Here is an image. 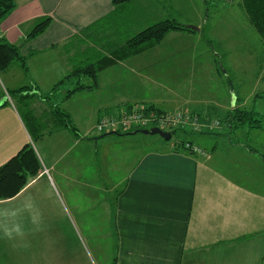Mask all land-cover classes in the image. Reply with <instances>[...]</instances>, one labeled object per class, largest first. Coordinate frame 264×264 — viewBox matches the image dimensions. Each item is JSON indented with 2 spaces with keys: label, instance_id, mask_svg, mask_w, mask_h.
Instances as JSON below:
<instances>
[{
  "label": "crops",
  "instance_id": "1",
  "mask_svg": "<svg viewBox=\"0 0 264 264\" xmlns=\"http://www.w3.org/2000/svg\"><path fill=\"white\" fill-rule=\"evenodd\" d=\"M190 2L132 0L117 6L112 0H15L0 21V37L20 47L27 69L15 61L0 70V165L32 142L41 168L16 195L0 200V264H90L81 235L116 238L114 264H264V148L241 145L231 134L252 128L225 120L230 109L264 95V38L242 0V17L227 6L209 25L211 37H205L204 7ZM43 16L51 17L50 24L29 37ZM164 18L199 30H170L154 46L100 69L93 87L66 96L79 80L91 84L86 75L67 78L75 67L112 57L132 34ZM252 41L259 44L253 58L260 63L255 77L243 73L251 90L241 82L244 92L227 104L232 79L224 81L215 69L210 73L216 77L215 93H207L213 105L202 104V96L180 95L185 78L172 70L173 57H185L191 46L210 64V57H231L234 77L238 58L246 70ZM236 48L241 57H235ZM20 86H31L37 125L50 130L36 141L6 94ZM226 90L224 102L220 95ZM52 103L70 114L76 131L56 122ZM139 103L168 112L184 107L197 115L200 128L191 126L185 133H223L215 130L222 120L225 133L208 152L192 140L200 151L163 142L147 150L124 137L137 133L96 129L103 115ZM210 111L222 115L221 122Z\"/></svg>",
  "mask_w": 264,
  "mask_h": 264
},
{
  "label": "trees",
  "instance_id": "2",
  "mask_svg": "<svg viewBox=\"0 0 264 264\" xmlns=\"http://www.w3.org/2000/svg\"><path fill=\"white\" fill-rule=\"evenodd\" d=\"M131 1L132 0H112V2L117 6L126 5ZM242 3L243 8L247 12L250 21L264 38V0H242ZM14 6L15 0H0V21L14 8ZM50 22V16H43L41 18H38L28 36L34 37L37 34L41 33L48 27ZM177 29L188 30L189 28H186L185 24L177 21L174 18L160 19L132 34L123 45L116 46L117 48H115L111 53L112 57L100 56L98 57L96 62L79 64L77 67H75V69L71 71L67 78H70L72 76L81 77L83 75H86L90 77L91 84L85 86L79 80L77 81L75 87L67 91L66 96L69 97L75 91L83 89L84 87H93L97 82V75L100 69L114 63L116 60L127 58L133 54L145 50L148 47L154 46L163 39L168 31ZM15 61H19L23 69H27L25 58L21 54L20 47L14 43L9 42L5 37H0V70L2 71L7 69ZM62 82L63 81H59L57 84H55L51 92L54 91ZM31 90V86H20L19 88L7 90L6 94L11 97V99L17 105L18 110L21 112L32 141H36L44 133L50 132V130L44 126L37 125L39 120L35 116L33 109H31L30 107V100L32 97ZM262 96L264 95H261V97ZM45 98L50 101V94L46 95ZM139 105H142L145 112L153 111L156 115L173 113L156 108L154 105H143L139 103L134 106L131 105V107L118 114L114 115L107 113L102 117L111 115H114L115 117H122L125 114L132 112ZM52 110L55 115V120L58 124L69 127L72 131L77 130L75 125L71 121L70 114L65 109L60 107L59 104H53ZM102 117H100L99 120ZM229 119H236V126H243L245 124H248L251 128L264 127V115H262L260 112L255 111L254 109H230L227 112V117L225 118V120ZM153 126L158 125L151 124L144 127L139 126L138 124H132L126 127L119 125V127L109 129L108 131L120 132L122 130H127V133H131L136 129L150 128ZM175 128L170 129L173 134L177 130H182V132L184 133L187 130H190V127L183 129V127L178 126ZM106 131L107 130H102L100 132ZM186 143L191 144L189 141L181 140L174 143L173 146L176 149L179 146L181 148H184V146H186ZM40 168L41 162L36 151L34 150L32 142L25 144L14 156H12L4 164L0 165V200L16 195L35 175H37Z\"/></svg>",
  "mask_w": 264,
  "mask_h": 264
},
{
  "label": "rangeland",
  "instance_id": "3",
  "mask_svg": "<svg viewBox=\"0 0 264 264\" xmlns=\"http://www.w3.org/2000/svg\"><path fill=\"white\" fill-rule=\"evenodd\" d=\"M191 0L190 5L193 6L196 9H200L204 7L205 10V16H207L205 21H202L201 24L202 26H205V32L204 36L205 37H211L210 31L208 30L209 25L216 19L220 18L222 16L221 11L223 12V9H226L227 6H233V8L236 11H239V1L240 0ZM194 2V3H193ZM230 2V3H229ZM215 8H218L219 10L215 11ZM224 17V16H223ZM238 17H242V12H238ZM158 21V20H157ZM156 22V21H155ZM196 26V25H195ZM188 28V27H186ZM192 30V28H189L188 30ZM131 34V33H130ZM235 34L237 36L239 35V31L236 30ZM254 35L257 36L255 30H254ZM129 38V37H128ZM127 38V40H128ZM126 40V41H127ZM125 41V42H126ZM124 42V43H125ZM237 43H238V38H237ZM245 45V42L244 44ZM242 47V46H241ZM248 47H250V50L252 51V57H246L248 58L246 70L242 72V66L243 62L238 58L241 57L239 54V51L236 48V53L235 57L238 58L240 61L239 69L235 70L236 72L234 73L235 76L232 77L231 70L229 69L230 61L228 60L231 57H216L215 62L214 57H210L211 64L209 63V60L207 59L208 57H203L201 55V51L199 49H194V47L191 46V48H188L185 57H173V64L171 65L172 70L174 71L175 75L178 76V79H183L185 78V81L182 82L181 89H180V95L185 96L189 95L191 98H200L201 96L204 98L203 101L204 105H213L211 102V99L213 98L212 96H209L207 93H215V87H214V77L212 74H210L213 70L218 69L222 73V78L224 81L227 80V77L232 79L230 82V87H229V100L227 104L230 103L231 97L234 98L237 94H241L244 92V88L241 89L240 83L242 82L244 84V87L246 90H251L252 88V82L248 81V78L245 76L249 77H255L256 72L259 70V57H255L256 51L259 49V44L254 41H252V44H248ZM215 49H219L214 46ZM244 57V56H243ZM213 71V72H214ZM245 75H244V74ZM230 76V77H229ZM186 84V86H184ZM71 86V84H67L65 86H61V91L67 90ZM184 86V87H183ZM234 92V93H231ZM61 92L57 96H59ZM66 94V93H65ZM221 98L223 99L224 102L227 101L228 98V92L227 90L223 92V94L220 95ZM244 107V108H241ZM163 108H170V107H165ZM184 112H186L184 107H181ZM237 108V107H235ZM240 109H245V110H251L255 109V111L260 112L262 115H264V96L259 97L256 101H250L249 105L247 106H240L238 107ZM212 116L215 115L214 119L220 120L223 118L222 115H218L217 113H212L210 111ZM205 119H210V118H205ZM215 120L216 124H219V122ZM221 122V120H220ZM225 126L224 121L222 120V125L221 127H218L217 132H223V133H218V134H212V135H203L200 136L201 134H197L195 132H190L184 133L182 130H177L172 138L170 140H165L163 137H161L159 134H144V133H137L134 136L133 135H127L124 134V137H129L131 140L136 141L141 147L149 150L151 148H159L160 144L167 143L169 145L181 141V140H192L196 143H198L202 148H204L206 151L210 152L211 147L214 146V144L217 141V137L221 134H224L225 132L220 130L221 128ZM164 130V129H163ZM170 131V130H169ZM232 138L234 139H239V142L241 145H252L256 146L258 148H264V129H259V128H248L244 127L241 130H238L237 132H234L231 134ZM225 138V137H221ZM219 140V139H218ZM263 145V146H262ZM126 147H124V150ZM84 250L86 251L90 264H113L115 263V257H116V238H110V239H101V238H85L83 235L79 238Z\"/></svg>",
  "mask_w": 264,
  "mask_h": 264
},
{
  "label": "built area",
  "instance_id": "4",
  "mask_svg": "<svg viewBox=\"0 0 264 264\" xmlns=\"http://www.w3.org/2000/svg\"><path fill=\"white\" fill-rule=\"evenodd\" d=\"M197 116V115H196ZM193 116L190 112L175 111L173 113L156 115L153 111L145 112L142 105L137 106L132 112L125 114L122 117L104 116L98 120L96 124V129L98 131L109 130L122 126H130L132 124H138L139 126H148L151 124H156L164 130H170L175 127H194L195 129L200 128L198 119ZM176 129V128H175ZM194 151H200L198 146L186 143L184 146Z\"/></svg>",
  "mask_w": 264,
  "mask_h": 264
},
{
  "label": "water",
  "instance_id": "5",
  "mask_svg": "<svg viewBox=\"0 0 264 264\" xmlns=\"http://www.w3.org/2000/svg\"><path fill=\"white\" fill-rule=\"evenodd\" d=\"M185 26L188 28H192L194 30H199L198 26H195L192 24H185ZM110 132H114V131H110ZM110 132H107V133H110ZM131 133L159 134L165 140H169L173 136V132H171L169 130H163L162 128H160L158 126H153L150 128H143V129H136V130L132 131Z\"/></svg>",
  "mask_w": 264,
  "mask_h": 264
},
{
  "label": "bare ground",
  "instance_id": "6",
  "mask_svg": "<svg viewBox=\"0 0 264 264\" xmlns=\"http://www.w3.org/2000/svg\"><path fill=\"white\" fill-rule=\"evenodd\" d=\"M177 111H183V110H177ZM110 132V131H109Z\"/></svg>",
  "mask_w": 264,
  "mask_h": 264
}]
</instances>
